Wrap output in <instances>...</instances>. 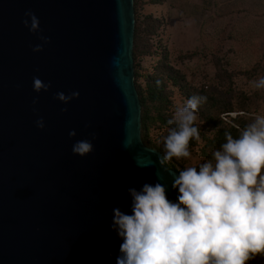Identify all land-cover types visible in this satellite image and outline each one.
<instances>
[{"label": "water", "instance_id": "1", "mask_svg": "<svg viewBox=\"0 0 264 264\" xmlns=\"http://www.w3.org/2000/svg\"><path fill=\"white\" fill-rule=\"evenodd\" d=\"M135 29V0H0V264H116L113 209L132 214L128 189L159 182L178 202L179 171L142 138Z\"/></svg>", "mask_w": 264, "mask_h": 264}, {"label": "clouds", "instance_id": "2", "mask_svg": "<svg viewBox=\"0 0 264 264\" xmlns=\"http://www.w3.org/2000/svg\"><path fill=\"white\" fill-rule=\"evenodd\" d=\"M25 16L31 21L25 19V27L39 31L36 15L29 10ZM39 38L49 42L48 37ZM42 50V44L33 48L34 52ZM33 79L36 92L51 86ZM250 84L264 89V77ZM78 96V92L67 96L59 92L56 99L68 103ZM206 101L205 96L193 95L175 106L162 137L161 164L191 158L190 141L200 140L196 122L199 107ZM36 125L43 129V119ZM75 135V131L69 133ZM225 139L212 159L185 167L174 177L178 202L167 198L166 187L159 182L128 189L132 214L113 209L112 227L123 239L116 264H247L264 253V114L254 115L250 123L238 128L237 138L225 132ZM72 151L85 156L93 145L90 140L77 141Z\"/></svg>", "mask_w": 264, "mask_h": 264}, {"label": "rangeland", "instance_id": "3", "mask_svg": "<svg viewBox=\"0 0 264 264\" xmlns=\"http://www.w3.org/2000/svg\"><path fill=\"white\" fill-rule=\"evenodd\" d=\"M144 1L141 12L166 20L155 41L164 43L171 62L190 82L220 91L226 80L223 76H230V85L237 93L252 97L256 111L251 114H264V89L250 84L264 77V0ZM189 52L196 54L185 57ZM155 61V56L146 57L142 65L150 68ZM185 101L175 89V104ZM197 122L201 123L200 118ZM159 133L155 131L153 136ZM190 152L191 158L176 162L186 167L204 162L198 148H190Z\"/></svg>", "mask_w": 264, "mask_h": 264}, {"label": "trees", "instance_id": "4", "mask_svg": "<svg viewBox=\"0 0 264 264\" xmlns=\"http://www.w3.org/2000/svg\"><path fill=\"white\" fill-rule=\"evenodd\" d=\"M152 2L157 3V0ZM145 4L144 0H135L134 67L135 83L142 104L143 141L164 152L162 137L170 127L167 121L175 110V89L184 95L185 100L193 95L205 96L207 101L200 105L198 111L201 123L196 122L200 129V140L190 141V148H198L204 161L210 160L213 151L218 150L226 142L225 132H230L234 138H237L238 128L252 121L254 115L251 113L256 111L253 107V99L245 92L237 93L230 85L229 75V77L223 76L226 80L220 91L190 82L187 75L171 62L164 43L161 40L155 41L166 20L153 13L141 12ZM195 54L189 52L185 57L191 58ZM153 56L156 57V61L152 67H144L142 59ZM155 131L160 132L159 135L153 136ZM166 163L170 168L178 171L186 167L183 164L179 165L175 158ZM247 264H264V253L257 254Z\"/></svg>", "mask_w": 264, "mask_h": 264}]
</instances>
